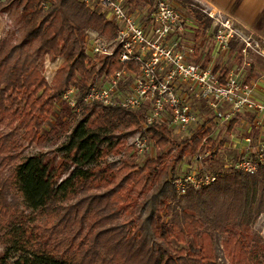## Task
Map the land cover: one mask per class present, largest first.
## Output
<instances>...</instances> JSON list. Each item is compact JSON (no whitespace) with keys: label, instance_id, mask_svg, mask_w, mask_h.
I'll list each match as a JSON object with an SVG mask.
<instances>
[{"label":"trees","instance_id":"16d2710c","mask_svg":"<svg viewBox=\"0 0 264 264\" xmlns=\"http://www.w3.org/2000/svg\"><path fill=\"white\" fill-rule=\"evenodd\" d=\"M125 2L132 11L148 6L151 12L156 0ZM14 9L20 28L0 40V264H218L213 232L225 227L223 251L244 254L249 245L243 240L264 214V164L253 175L207 168L214 183L180 194L174 180L184 162L214 146L209 122L183 140L167 123H154L145 132L156 155L132 163L124 158L132 148L124 149V139L142 128L146 109L82 101L96 80L126 67L118 48L111 57L85 50L89 32L113 40V22L79 0L0 2V15ZM190 13L199 39L212 20L198 8ZM45 57L62 60L53 86L42 73ZM71 88L75 107L62 99ZM56 99L67 106L56 127L69 134L54 166L45 152L26 151L55 135L42 126ZM118 156L123 159L107 161Z\"/></svg>","mask_w":264,"mask_h":264},{"label":"built area","instance_id":"2783aa9c","mask_svg":"<svg viewBox=\"0 0 264 264\" xmlns=\"http://www.w3.org/2000/svg\"><path fill=\"white\" fill-rule=\"evenodd\" d=\"M79 1L98 11L116 27V36L111 41L90 34L85 44L86 52L92 56L111 57L118 48V61L126 66L96 80L82 101L128 111L145 108L142 128L131 142L137 155L149 152L152 144L145 130L154 123H167L175 134L189 132L187 135H191L199 130L203 124L193 107L194 102L205 103L213 116L223 122H230L239 115H250L254 128L264 130V103L256 99L253 84L232 72L222 79L223 74L190 59L194 48L183 38L188 33L186 21L174 0H156L151 12L132 11L125 0ZM205 14L215 26V53L227 52L237 35L235 29L228 20H219L211 11ZM244 42L242 52L246 53L251 45ZM130 64L135 66V71L127 67ZM73 95L71 88L62 97L70 107H75ZM244 143L237 161L229 168L253 175L264 164V137L256 146H252L248 137L244 138ZM209 155L207 149L200 150L192 158L191 165L176 176L174 185L180 194H185L190 187L200 189L215 182L216 176L207 173L204 166Z\"/></svg>","mask_w":264,"mask_h":264},{"label":"rangeland","instance_id":"374dc122","mask_svg":"<svg viewBox=\"0 0 264 264\" xmlns=\"http://www.w3.org/2000/svg\"><path fill=\"white\" fill-rule=\"evenodd\" d=\"M195 6L183 5L177 0H174L180 11L185 17L186 29L188 33L184 35V40H186L189 47L194 48V52L191 54L190 59L196 61V58L207 61L206 58L210 57V54L214 49V38L213 33L209 30L208 33L202 35L199 39H195V28L191 26H196L194 23L190 10L193 8H198L203 14L211 10L208 6L206 0H190ZM213 3V2H212ZM197 6V7H196ZM129 9L130 6H128ZM135 10L146 12L148 6L136 7ZM219 20H224L222 14L215 13ZM206 15V14H205ZM214 25L212 24L211 27ZM20 28V10L14 9L5 14L0 15V40L7 37H13L17 34V30ZM190 31V32H189ZM90 34H95L94 32H89L87 38H91ZM237 35L233 38L234 47H229V52H219L215 54L217 56L214 67H218L220 74H224L225 71L237 74L241 80L247 82L254 81L256 79L257 73L254 68L260 70L263 68V64L257 55L259 52V47L254 43L255 37H250L247 42H250L251 47L247 48L246 53L242 52L245 47V42L238 41ZM104 40V39H103ZM245 54L246 56H243ZM62 64L60 58L56 59L54 62L49 61L45 57L43 66V76L49 86L54 85V79L59 67ZM66 104L63 103L62 99H56L54 101L53 111L50 113L48 119L44 122L42 126V131L46 134L50 130H55V135L47 136L49 140L48 144L44 147H39L37 145H31L27 148V154H34L37 151L45 152L46 160H48L52 165L57 166L62 160V154L57 151L65 141L68 136V132L64 133L57 129V121H65V117H61L59 110L61 108H66ZM193 107L197 112L198 118L201 125L205 122L210 124V137L214 141V146L209 151L210 155L205 159L204 166L205 169L209 171L223 170L228 171L229 166L237 161L240 151L243 148L244 138H250L252 146H256L259 141L264 137V130H257L253 126L252 116L250 115H239L236 119L230 122H223L217 120L213 116L212 110L203 102H194ZM233 122V123H232ZM69 126H73V120L69 121ZM189 131V130H188ZM187 132V131H186ZM173 137L178 140H183L187 138V133L175 134L172 133ZM46 136V135H45ZM134 136V135H133ZM130 136L124 139V149L131 145L132 137ZM152 144V143H151ZM126 152V157L132 159V163L141 165L143 161L147 158L154 157L156 155L157 149L153 145L151 146L149 152L143 156L137 155L133 152V149L124 150ZM121 156L110 157L107 161H116ZM123 159V158H121ZM185 166L182 171L186 169L187 165H191V161L184 162ZM206 163V164H205ZM229 228L225 227L222 230L213 232L214 249L217 257L218 264H258L260 262V255L264 251V214L259 217V219L251 226L249 232L245 236L243 243L249 245L245 249V253L239 257L228 256L223 251V243L226 240L227 232ZM258 238L262 239V242H258ZM3 251V246L0 244V254Z\"/></svg>","mask_w":264,"mask_h":264},{"label":"crops","instance_id":"0c3cea01","mask_svg":"<svg viewBox=\"0 0 264 264\" xmlns=\"http://www.w3.org/2000/svg\"><path fill=\"white\" fill-rule=\"evenodd\" d=\"M206 3L211 7L209 11L222 14L224 20L230 22L235 29L239 42H242V39L247 41L250 37H255L253 39L254 43L259 47V52L256 51V53H258L257 55L263 64V68L260 70L254 68L255 73H257L256 79L249 83L254 85L256 99L264 103V0H206ZM193 27L196 28V26ZM214 28L215 26L209 30L213 33ZM215 54L213 49L210 57L206 58L207 61L205 63L204 60L199 58H196V63L206 64V67H210L213 70L216 68V72L220 74L217 70L218 67H214L217 59ZM243 56L246 55L243 54Z\"/></svg>","mask_w":264,"mask_h":264}]
</instances>
